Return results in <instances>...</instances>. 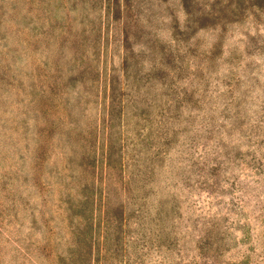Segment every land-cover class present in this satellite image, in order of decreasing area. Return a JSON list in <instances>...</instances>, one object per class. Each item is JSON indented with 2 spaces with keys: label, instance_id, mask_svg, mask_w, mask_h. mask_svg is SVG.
I'll list each match as a JSON object with an SVG mask.
<instances>
[{
  "label": "rangeland",
  "instance_id": "374dc122",
  "mask_svg": "<svg viewBox=\"0 0 264 264\" xmlns=\"http://www.w3.org/2000/svg\"><path fill=\"white\" fill-rule=\"evenodd\" d=\"M0 264H264V0H0Z\"/></svg>",
  "mask_w": 264,
  "mask_h": 264
}]
</instances>
